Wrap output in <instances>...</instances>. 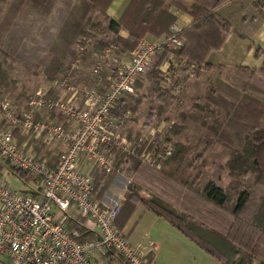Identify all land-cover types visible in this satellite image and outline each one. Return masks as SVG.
<instances>
[{"label": "trees", "instance_id": "trees-1", "mask_svg": "<svg viewBox=\"0 0 264 264\" xmlns=\"http://www.w3.org/2000/svg\"><path fill=\"white\" fill-rule=\"evenodd\" d=\"M59 1L61 0H0V4L7 2V10L0 20V52L4 37L14 26L19 14L35 11L37 15L47 16ZM69 1L71 4L58 29L57 38L50 43L46 50L47 60L41 64L42 73L50 82L61 77L63 59L74 58L75 38L88 35L90 30L95 33L91 34L90 54L97 53L113 43L116 46V54L124 55L133 51L148 34L153 37L168 34V28L176 24L177 20L170 11L172 5L181 8L192 18L190 26L178 34V37L184 40V46L178 49L164 46L156 54L144 74V79L149 85L137 82V96H127L117 101L111 114L119 118L130 110L134 117L132 118L136 119L135 114L142 100V96L138 94L142 88L150 96L158 98L160 105L156 113L160 117L165 111V97L171 91L165 87L160 90L165 81L162 78L161 65L170 54L177 61L184 59L186 62L197 63L198 57L211 54L223 45L231 27L216 14V8L227 0H130L117 20L106 15L113 0ZM253 3L256 7H263L264 0H254ZM91 11L98 12L108 24L104 26L91 20ZM108 29L113 31L112 37L105 35ZM201 42L204 43L202 47L198 46ZM260 53H264V47L255 50V56ZM2 55L6 56L4 53ZM204 69L206 65L198 67L197 73ZM238 69L249 73V79L241 90L218 79L208 82L205 95L193 100L191 111L180 112V122L169 127L168 137L165 139L173 148L166 159L161 161L159 169L142 163L137 156L127 159L129 172L138 174L149 169L156 172L155 174L160 176L158 179L168 186L145 196L147 188L143 184L128 182L115 219L119 229L126 225L136 207L142 204L146 210L166 221L220 264H264V195L251 207V195L243 184V178L250 174L254 184L264 185V84L254 81L258 78L257 75L264 79V62L258 69L247 66H240ZM14 81L16 79H9V74L0 61V96L1 91L7 88L6 85ZM249 92L260 97H255ZM58 94L57 87L53 86L46 96L55 100ZM188 120L203 127L207 131L206 136L195 145L171 140L172 137L183 133L185 122ZM2 127H6V124L3 123ZM127 136L130 137L129 134ZM137 137L131 138L137 140ZM159 137L160 133H156L151 147L156 145ZM217 143L229 151L228 160L219 167L227 171L230 181L225 187H220L210 179L202 187V168L206 165L205 152ZM201 145L202 149L199 150ZM141 146L140 143L139 148ZM190 154L193 155L192 161L188 159ZM48 155L51 164L57 156L50 152ZM118 160L121 163L123 158ZM12 170L27 181H32L27 173ZM90 174L94 178L96 196L102 199L119 172L103 174L92 169ZM22 192L35 194L30 189ZM70 227L82 238L90 235L83 227L82 219H76Z\"/></svg>", "mask_w": 264, "mask_h": 264}, {"label": "built area", "instance_id": "built-area-1", "mask_svg": "<svg viewBox=\"0 0 264 264\" xmlns=\"http://www.w3.org/2000/svg\"><path fill=\"white\" fill-rule=\"evenodd\" d=\"M181 31L173 24L162 41L144 37L124 55H117L115 44L110 43L88 55L93 57L88 70L82 58L91 51L90 31L76 39L74 58L64 63L61 77L52 82L58 89L57 99L47 97L46 90L37 91L27 109L17 114L0 97L6 124L0 127V155L11 169L32 178L34 188L30 190L35 192L23 193L0 178V264L153 263L151 249L132 244L115 223L122 199L105 205L96 196L90 172H120L131 156L159 169L170 154L173 146L165 142L161 125L149 130L152 139L134 142L121 128L132 118L131 111L119 118L111 110L120 98L135 94L136 83H143L145 72L164 46H184L178 37ZM173 61L161 70L165 81L168 68L175 67ZM51 111L64 120L51 119ZM14 130L19 131V137ZM156 133L160 137L151 147ZM54 141L67 147L50 164L47 149ZM79 217L94 225L93 235L82 238L71 229ZM83 227L88 232L87 226Z\"/></svg>", "mask_w": 264, "mask_h": 264}, {"label": "crops", "instance_id": "crops-1", "mask_svg": "<svg viewBox=\"0 0 264 264\" xmlns=\"http://www.w3.org/2000/svg\"><path fill=\"white\" fill-rule=\"evenodd\" d=\"M129 1L130 0H113L107 9L106 15L109 18L117 20L121 16ZM184 1L193 2L194 0ZM253 2L254 0H227L219 5L216 8L217 17L221 20L227 21L231 25L229 31L226 34L223 45L217 50H214L211 54H203L201 57H198L197 63L193 61L186 63L182 60L176 61L177 63L175 65H179L181 68V75H179V78L181 79L179 97H181L182 100L188 99V101H190L194 97H202L206 84L217 79L237 89H241L243 84L249 79V73L239 70L238 67L247 66L258 69L262 66L264 62V53H260L258 56H255V50L257 48L264 47V9L262 6L256 7ZM58 4H63L67 10L68 6L71 4V1L61 0L57 2L51 13L47 16L37 15L35 11H26L19 14L16 17V22L13 28H11L4 37L1 49L2 52L5 54L4 48L7 40H10L11 43H13V41L17 39L16 47L17 49L21 48L20 44L24 35L21 32H18V30L21 29L20 24L23 22L27 23L31 21V19L39 20L50 18L55 13V9ZM6 10L7 3H5V5L0 4V20ZM170 11L176 16V24L181 29H186L190 26L192 18L181 8L172 5L170 7ZM89 16L91 20L96 21L97 23H100L104 26L108 24V22L103 20L101 15L96 11H91ZM63 19L56 28L54 37L47 43V46L45 47L46 49L49 47L50 43L57 38V32ZM105 35L107 37H112L113 31L108 29ZM145 37L156 42H160L164 39V35H161L160 37H153L148 34ZM203 45V42L198 44L200 47ZM2 52H0V61L3 62V68L9 74V79H16V81H14L12 84H7L6 87H11L10 89L12 90L18 89L15 98H13V100H9L8 103L11 110L19 114L27 109L31 93H26L27 91L24 86L19 85L20 87H18L20 80L16 78V76H12L8 71L7 67L9 64L5 63V58H2ZM87 57L88 56H84L82 58V64L85 67L88 66V64L91 63L93 59L92 56L89 58ZM173 58V55H169L168 59L161 65L160 69L164 70V67L166 68L168 65V61H171ZM11 59L15 60L14 57H11ZM210 62L211 64H208ZM13 63L14 62H12V64ZM205 65L206 69L197 73L198 67ZM42 75L44 76L43 73ZM257 77L260 78L262 76L257 75ZM44 80L46 81V86H44V89L46 90L47 94L48 90H50L54 85H52V82L48 81L46 78ZM48 83H50L49 86ZM146 85H149V83L147 82L145 86ZM249 93L251 95L255 94H252L251 92ZM22 99L23 101H21ZM16 100L21 101V103L14 105L15 102H17ZM183 102L185 104V101ZM16 109H18L17 112ZM49 114H51V119L53 120H64L60 114H57L54 111H51ZM40 115L41 114L38 116L40 117ZM2 125L3 122L0 113V127H2ZM142 127L146 126L143 125ZM145 129H137V127L134 128L136 132H139V130L140 132H143L142 135H144ZM13 132H15L14 135L16 137H19L18 130H14ZM66 147V143L54 141L47 149V152H52L58 156L66 149ZM49 159L51 158L49 157ZM1 168L2 167L0 166V173H2ZM125 188L123 187V190L119 192V197L114 195L110 201L106 197L109 195V193H107L101 200L107 206L114 205L123 198ZM18 189L23 191L20 187H18ZM79 219H82V223L85 227L87 226L88 233L93 235L96 230L94 225L86 222L83 218H77V220ZM121 230L132 244L151 249V255L153 258L152 264H220L216 259L207 255L197 245L176 231L166 221L160 219L151 211L146 210L142 204H139L136 207L134 213ZM116 264L122 263L116 262Z\"/></svg>", "mask_w": 264, "mask_h": 264}, {"label": "rangeland", "instance_id": "rangeland-1", "mask_svg": "<svg viewBox=\"0 0 264 264\" xmlns=\"http://www.w3.org/2000/svg\"><path fill=\"white\" fill-rule=\"evenodd\" d=\"M5 3L2 4L5 5ZM66 11L67 10L63 4H58L56 6L55 13L50 18H44L39 20L31 19V21L27 23L23 22L22 24H20L21 29H19L18 32H21L24 35L20 44L21 48L17 49L16 47L17 39H15L13 43H11L10 40H7L5 43L4 50L6 56L3 55L2 58L3 59L5 58L4 59L5 63L9 64L7 67L8 71L12 76H16V78L20 80V84L18 83V87L24 86V88L27 91L26 93H31V96L35 94V92L37 91H41V92L45 91L44 86H46V81L44 80L45 78L42 75V67H41V64L47 60V51H46L47 49L45 47L47 46V43L54 37L56 28L58 27L60 21L65 16ZM90 31L93 32V35L95 34L94 30H90ZM90 31L89 34H91ZM79 36H83V35H79ZM79 36H77L73 42V50H74V44L76 43V39ZM90 53L91 52L89 51L88 53L85 54V56L91 55ZM11 57H14L15 60L11 59ZM89 57L90 56H88L87 58ZM63 61L65 63L70 60L67 57H65ZM176 61L177 60L174 57L173 63L176 64L177 63ZM182 61L185 60L183 59ZM12 62L14 63L12 64ZM91 64L92 63H89L88 66H86L85 68L89 70ZM27 69H29V71H27ZM164 69L166 68L164 67ZM180 70H181L180 66L175 65L174 68L172 67L168 68V70L165 73V75L167 74L166 75L167 80L164 81V84L162 86L165 87V89H171V91L165 97V101H166L165 111L163 114H161L160 117L157 116L156 113L157 107L160 105L158 98L156 96H150L144 88H142L139 91L138 96H142V100L135 114L136 119H133L134 117L132 114L133 118L128 119L123 125H121V128L124 131V135L128 139H132L131 137H135V136L137 137V133H139L140 136H138L137 138H142L148 141L153 138L148 134L149 130L153 129V127H156L160 124L162 126L161 131L164 132V136L165 138H167L168 137L167 131L169 127L173 123L180 122V118H179L180 112L191 111L192 102L194 99H196V97H194L190 101H188V99L182 100V98L179 97L180 86H181V79L179 78V75H181ZM254 81L258 83L261 82V84H264V79L256 78ZM143 83L144 85L147 84L145 79L143 80ZM49 84L50 83H48V86ZM162 86L160 90L163 88ZM10 88L11 87H8L5 88L4 91H1L0 97H2L4 101L9 102V100H13V98H15L17 94L18 89L12 90ZM204 95H205V89L203 96ZM253 95H255L256 97H260L259 95L256 94ZM130 96H134V97L137 96L136 90H135V94ZM202 97H197V98H202ZM16 101L17 102H15L14 105L20 104L21 101H23V99L21 101L18 100ZM183 101H185V104ZM17 111L18 109H16V112ZM142 124L145 125L147 128L142 127L143 126ZM136 127L137 129L146 128L144 131L145 136L142 135L143 132H140V130L139 132H136L134 130V128ZM127 134H129L130 137H128ZM206 134L207 131L203 127H201L196 122L188 120L185 122V129L182 134H180L177 137H172V139L170 136L169 137L173 141L178 140L189 143L191 145H195L197 141L203 139L206 136ZM198 149L201 150L202 145L198 147ZM228 158H229V151L222 144L217 143L206 150L205 152L206 165L202 168V179H201L202 187L210 179H213L215 183L220 187H225L227 185V183L230 181V177L228 176L227 171L220 169L219 166L223 165L228 160ZM188 159L192 161L193 155L190 154L188 156ZM0 166L2 167L1 168L2 173H0V178L4 179L12 187L14 188L20 187L22 188V190H26L28 188H34L32 181H27L25 178H22L20 175L14 172L2 155H0ZM128 166H129V162L123 169L120 170L119 174L115 178L113 184L111 185L109 191L107 192L109 193V195L106 196L108 200L111 201V198L114 195L119 197V192H121L123 190V187L125 188V186L130 181H135L140 184H143L145 188H147L146 193H144L145 196L150 195V192L152 191L158 192L160 190H163L164 186H168L160 179H158L160 178V176L155 174L156 172L154 171L152 172L149 169H147L138 174H134L132 172H129ZM243 184L245 190L249 193V195H251L250 206L254 207L255 204L258 203L259 199L264 195V185L254 184L253 177L250 174H248L243 178Z\"/></svg>", "mask_w": 264, "mask_h": 264}]
</instances>
